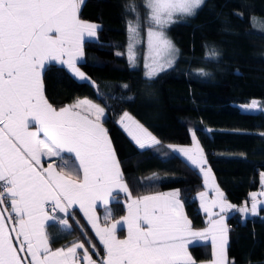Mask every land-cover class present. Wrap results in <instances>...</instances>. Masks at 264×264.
Wrapping results in <instances>:
<instances>
[{"label":"snow or ice","instance_id":"obj_1","mask_svg":"<svg viewBox=\"0 0 264 264\" xmlns=\"http://www.w3.org/2000/svg\"><path fill=\"white\" fill-rule=\"evenodd\" d=\"M82 4L83 0H0V264H197L189 252L193 238L210 240L212 259L207 264H234L227 257L228 227L221 214L236 206L214 182L215 199L199 193L208 221L205 229L195 231L179 191L132 197L104 127L105 107L85 98L56 109L46 98L41 73L49 62L66 65L81 80L89 79L77 62L83 57L85 37L95 38L99 26L80 18ZM203 4L204 0H145L147 79L173 67L177 58L179 49L166 29L177 17L194 16ZM126 10L135 14L126 27L128 61L136 67L137 47L144 42L141 18L134 4ZM210 55L218 57L215 48ZM200 74L207 75L203 70ZM247 107L264 112L256 101ZM118 123L140 149L161 144L127 111ZM191 138L192 147H167L199 169L209 186V180L214 181L211 168L206 167L195 131ZM65 153L77 162L67 171ZM53 157L61 163L45 167V158ZM261 182L264 186V173ZM117 190L127 194L126 215L110 223L109 205ZM258 195L264 196V191L251 194L250 207L245 202L236 210L257 215L258 206L264 205ZM98 206L104 207L103 224ZM216 208L219 212H213ZM76 209L103 246L99 261L81 241L51 247L48 228L71 230L69 218L75 219ZM118 228L126 230L124 238L117 235ZM87 243L95 251L91 239Z\"/></svg>","mask_w":264,"mask_h":264},{"label":"trees","instance_id":"obj_2","mask_svg":"<svg viewBox=\"0 0 264 264\" xmlns=\"http://www.w3.org/2000/svg\"><path fill=\"white\" fill-rule=\"evenodd\" d=\"M144 3L83 0L80 18L99 28L95 38L84 40V58L78 65L95 86L75 79L63 65L49 62L43 73L44 92L54 107L79 97L105 107L104 126L132 197L176 189L192 227L200 228L204 214L197 196L204 188L202 175L167 146H188L195 131L218 185L235 205L247 202L249 193L261 186L264 112L242 106L256 101L264 107V0H204L194 16L177 17L166 29L179 49L175 63L151 80L144 75L142 45L137 47L136 67L129 65L126 56V26L135 19L126 6H136L143 27L148 12ZM213 48L217 58L210 55ZM201 70L207 75H201ZM124 111L161 144L140 149L117 121ZM124 196L115 193L113 216L124 212ZM228 221L226 252L230 261L264 264V206L258 207L257 215L241 217L235 211ZM72 223L67 236L56 239L51 234V241L66 243L86 234L96 244L77 212ZM50 228L65 234L57 225ZM97 251L102 253L100 247ZM189 252L197 261L212 257L209 242L192 244Z\"/></svg>","mask_w":264,"mask_h":264},{"label":"crops","instance_id":"obj_3","mask_svg":"<svg viewBox=\"0 0 264 264\" xmlns=\"http://www.w3.org/2000/svg\"><path fill=\"white\" fill-rule=\"evenodd\" d=\"M83 20V19H82ZM85 21V20H84ZM86 22H89V21H86ZM90 23H93V22H90ZM87 38H89V37H85V39H87ZM84 39V40H85ZM83 58H84V53H83V57L82 58H80L79 60H78V62H80L81 60H83ZM78 62H77V67H79V65H78ZM52 63H57V64H60V63H58V62H52ZM61 65H63V64H61ZM68 71H69V73L75 78V79H77V80H79V81H88V82H90V83H92V80L90 79V77L80 68V70L82 71V72H84L85 74H86V76L89 78V79H85V80H81L80 78H78L77 76H75L73 73H72V71L66 66V65H63ZM43 73H44V69L42 70V73H41V75H42V81H43ZM43 86H44V83H43ZM44 94H45V92H44ZM89 99V100H91V101H93L92 99H90V98H88V97H79V98H77V99H75L73 102H70V103H66V104H63V105H61V106H59V107H55L56 109H59V108H62V107H65V106H69V105H72V104H74L77 100H81V99ZM94 103H97V102H95V101H93ZM102 106V105H101ZM54 107V106H53ZM105 127V126H104ZM200 145V144H199ZM193 146V141L188 145V146H186V147H192ZM179 147H181V146H179ZM183 147V146H182ZM201 147V146H200ZM204 153V152H203ZM64 156L67 158V160H68V168L67 169H65L66 171L67 170H69V169H72V168H74V166L76 165V161H75V158H74V155H72V154H68V153H65L64 154ZM49 162H51V163H53V165L54 166H57V165H59L60 163H61V161L58 159V158H55V157H53V158H45V161H44V166L45 167H47V164L49 163ZM206 167H208V168H210L209 167V165L207 164L206 165ZM59 170V169H58ZM199 170V169H198ZM200 172V171H199ZM201 173V172H200ZM201 175H202V178H203V181H204V188H203V190L201 191V192H206L207 193V199L209 200V201H211L212 199H215V191H214V189H213V187L211 186L212 184H213V182H214V184H215V186H218L219 187V189H220V191H222V189L220 188V186L218 185V183H217V181H216V179H215V177H214V175H213V172H212V170H211V177L212 178H214V181H213V179H210L209 180V186H206L205 185V179H204V175H203V173H201ZM262 187V183H261V186L259 187V189L258 190H256V191H252V192H250L249 193V199H247L248 201H247V204H248V206L250 207L251 206V194L252 193H257V194H259V193H261L262 192V190H263V187ZM172 191H177L176 189H170V190H165V191H161V192H157V193H155V194H158V193H167V192H172ZM117 192H119L120 193V191H114L113 192V197H114V195H115V193H117ZM201 192H199V193H201ZM223 192V191H222ZM121 193H124V192H121ZM199 193H198V196H197V200H198V202H197V204H198V208L201 210V212L204 214V225L202 226V227H200V228H195V227H193V230H195V231H200V230H203V229H205L206 227H207V221H208V215L203 211V208L201 207V201H200V198H199ZM125 194V196L123 197V205H124V212L122 213V214H120L119 216H113V220L112 221H110V223L111 222H114L115 220H119L120 219V217H122V216H124V215H126V196H127V194L126 193H124ZM155 194H150V195H155ZM145 196V195H144ZM141 197V196H140ZM225 197V196H224ZM261 196H259L258 195V198H260ZM134 198V197H133ZM136 198V197H135ZM225 199H226V197H225ZM226 201L228 202V203H230V204H232V205H235L234 203H231L229 200H227L226 199ZM236 206V208L235 209H232V210H228V211H226L225 213H222L221 215H224V217H225V223H226V225H227V227H228V233H227V243H228V238H229V227H230V223H229V221H228V217L233 213V212H235V211H237L236 209H238L239 207H241V206H243V203L242 204H239V205H235ZM260 206H263V205H260ZM260 206H258V207H260ZM109 207L112 209V207H111V203H110V205H109ZM76 212L79 214V216L81 217V219H82V222H84L85 223V225L87 226V228H88V230H89V232L91 233V235L95 238V240H96V244H95V246H96V248H95V251L89 246V244L87 243V240H88V238H86V235L84 234V238H82V239H77V240H73V241H68V242H66V243H63V242H60V243H54V242H52L51 241V247L53 248V249H56V248H61V247H66V246H68V245H70L72 242H74V241H81V242H84L85 243V247L86 248H88V250H89V253L90 254H92V258L94 259V260H97V261H99V259L100 258H102L103 256H104V251H103V246L99 243V240H98V238L95 236V233H94V231L92 230V228H91V226L88 224V222H87V220L84 218V216H83V213L82 212H80L79 211V209H76ZM96 212H97V215L100 217V220H101V224H103V217H104V207L103 206H98L97 207V209H96ZM213 212H219V209L218 208H216V209H213ZM239 212V211H238ZM112 213H113V209H112ZM185 213V212H184ZM240 213V212H239ZM59 215H62V218H63V214H59ZM240 215H241V217H244V216H246V214H243V213H240ZM247 215H249V216H251V214L249 213V214H247ZM215 218V217H214ZM188 219H189V217H188ZM72 220L73 219H71V218H69V224H71L72 225V227H74L73 226V223H72ZM190 220V219H189ZM51 227V226H50ZM48 228V232H49V235H50V240H51V234L54 236V238H61L62 236H67L68 235V229H61L63 232H65V234L64 235H59V234H61L60 233V231H58V229H54V228ZM59 227V226H58ZM72 229V228H71ZM121 229H119L118 228V231H117V235L120 237V238H124L125 237V235H126V230H123L122 232L120 231ZM122 233V234H121ZM207 242H209L210 244H211V242H210V240L209 241H204V240H201V239H199V238H193V242H192V244H196V243H207ZM93 243V242H92ZM192 244H190V245H192ZM189 245V246H190ZM100 247V249H102V253L100 254L99 253V256H97L96 254H95V252H98L97 251V248L98 247ZM227 246V245H226ZM211 248H212V246H211ZM79 252H81L82 253V251L83 250H78ZM194 258V257H193ZM211 259H212V257H211ZM210 259V260H211ZM229 259V258H228ZM210 260H207V261H197V264H207V262L208 261H210ZM229 261H230V259H229Z\"/></svg>","mask_w":264,"mask_h":264},{"label":"rangeland","instance_id":"obj_4","mask_svg":"<svg viewBox=\"0 0 264 264\" xmlns=\"http://www.w3.org/2000/svg\"><path fill=\"white\" fill-rule=\"evenodd\" d=\"M147 15H148V12H147ZM147 27H148V24H147V16L145 17V24L143 25V27L141 28V36L143 38V43L139 44L138 45V48H140V46L142 45V48H143V65H144V62H145V56L147 55V43H146V33H147ZM167 36L171 39V37L168 35V33L166 32ZM172 40V39H171ZM127 45H128V40H127V44H126V56H127ZM128 58V56H127ZM251 104V103H250ZM249 105V104H248ZM248 105H244L242 106L244 109H248ZM125 112V111H124ZM128 112V111H127ZM133 118L134 116L128 112ZM123 113H121L117 119V121H119V118L120 116L122 115ZM135 119V118H134ZM122 127V126H121ZM127 133V132H126ZM131 138V137H130ZM134 142V141H133ZM138 146V145H137ZM261 173H264V170L261 171ZM261 180V179H260ZM262 183V182H261ZM263 187V190L264 191V186ZM261 187V188H262ZM248 199H249V196H248ZM258 199H261V200H264V196H261L260 198ZM246 201L243 202V205L245 204ZM264 206V205H263Z\"/></svg>","mask_w":264,"mask_h":264},{"label":"built area","instance_id":"obj_5","mask_svg":"<svg viewBox=\"0 0 264 264\" xmlns=\"http://www.w3.org/2000/svg\"><path fill=\"white\" fill-rule=\"evenodd\" d=\"M59 215V214H58ZM62 218V215H59ZM232 261V260H231Z\"/></svg>","mask_w":264,"mask_h":264}]
</instances>
